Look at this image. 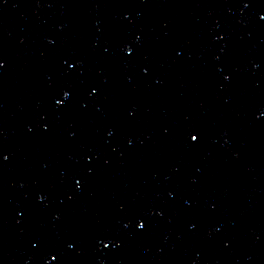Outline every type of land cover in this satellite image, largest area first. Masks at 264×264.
<instances>
[{
    "label": "snow or ice",
    "instance_id": "obj_1",
    "mask_svg": "<svg viewBox=\"0 0 264 264\" xmlns=\"http://www.w3.org/2000/svg\"><path fill=\"white\" fill-rule=\"evenodd\" d=\"M193 139H195V137H193Z\"/></svg>",
    "mask_w": 264,
    "mask_h": 264
}]
</instances>
